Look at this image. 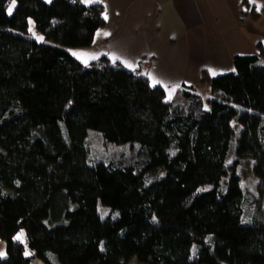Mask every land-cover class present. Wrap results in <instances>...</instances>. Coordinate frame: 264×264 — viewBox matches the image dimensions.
<instances>
[{"label": "trees", "instance_id": "trees-1", "mask_svg": "<svg viewBox=\"0 0 264 264\" xmlns=\"http://www.w3.org/2000/svg\"><path fill=\"white\" fill-rule=\"evenodd\" d=\"M9 4L0 0V264H264L263 44L236 54L233 72L201 74L207 105L194 85L169 98L120 63L75 58L106 23L102 3L17 0L11 16ZM30 19L45 41L28 36ZM90 130L116 158L90 161ZM251 160L257 196L239 173Z\"/></svg>", "mask_w": 264, "mask_h": 264}, {"label": "crops", "instance_id": "crops-1", "mask_svg": "<svg viewBox=\"0 0 264 264\" xmlns=\"http://www.w3.org/2000/svg\"><path fill=\"white\" fill-rule=\"evenodd\" d=\"M98 2L107 12L105 25L97 30L91 46L72 48L71 54L85 65L116 58L152 85L153 79L161 81L157 85L168 97L175 94L171 91L175 85H179L176 92L190 85L199 90L204 71L211 76L235 71L236 54H259L257 43L264 46L259 39L262 33L255 30L260 22L243 7L242 0ZM250 3L257 6L256 0Z\"/></svg>", "mask_w": 264, "mask_h": 264}, {"label": "rangeland", "instance_id": "rangeland-1", "mask_svg": "<svg viewBox=\"0 0 264 264\" xmlns=\"http://www.w3.org/2000/svg\"><path fill=\"white\" fill-rule=\"evenodd\" d=\"M46 2H49V0H44ZM52 0H50L51 2ZM256 9L257 7L260 8L259 11H257L256 13V17L253 15V13L251 12L250 8H248L247 10L249 11L250 15L253 17H255V20L257 19L260 23H259V26L258 28L259 29H255L254 27H252L253 29H255L257 32H261L262 33V36L259 38L260 40L263 41L264 43V0H256ZM243 7H247V6H243ZM29 21H32L33 24L30 25L29 24V27H33V31L35 32V35H33V32H30L28 30V36L38 40V41H45V38H44V35L37 30L36 26H35V23H34V20L33 19H30ZM38 37H42L43 39H38ZM51 43V42H50ZM264 47V46H263ZM108 61V60H107ZM109 63H119V62H111L109 61ZM121 64V63H120ZM138 73V71H136ZM199 87L197 90V92L202 96L204 97L205 101H206V104L208 105L209 104V101L208 99L210 98V95H209V89H208V83L207 82H200V79H199ZM172 93H177L176 91L175 92H172ZM174 94V95H175ZM173 95V96H174ZM89 138L91 140V143H92V148L89 150V159L90 161H96V160H101L103 158H107V157H115V154L114 152L115 151H119L120 149L118 148H113V147H108L106 146L101 138L99 137L98 134L95 133L94 130H90V135H89ZM253 161H243L241 162L240 164V177H241V183L243 184V186L245 187V189L247 190H251L256 196L259 194L258 193V187H257V183H258V179L257 177L255 176L254 174V171H253ZM99 212L100 214L105 217L108 215V213L110 212V209L107 208V207H104V206H99ZM21 232V231H20ZM18 232V233H20ZM24 232V231H23ZM17 233V234H18ZM22 243V242H21ZM23 244L25 245L26 247V250L25 252H28L30 253V249L28 247V242H27V238L25 236V241L23 242ZM0 251H3V252H6V242L4 239L0 238ZM30 264H46L44 263L43 261L41 260H38L37 258L36 259H33L31 261ZM127 264H142L137 257H130L128 259V262Z\"/></svg>", "mask_w": 264, "mask_h": 264}, {"label": "snow or ice", "instance_id": "snow-or-ice-1", "mask_svg": "<svg viewBox=\"0 0 264 264\" xmlns=\"http://www.w3.org/2000/svg\"><path fill=\"white\" fill-rule=\"evenodd\" d=\"M49 2H50V0H49ZM81 2L82 3H85V4H92V3H95V2H98V0H81ZM250 2H254V0H250ZM16 3H17V0H10V4H9V6L7 7V14L9 15V16H11L12 14H13V10H14V8L16 7ZM257 11H259L260 10V8L259 7H257V9H256ZM104 19L105 20H107L108 19V16H107V12H105L104 13ZM29 24L30 25H32L33 24V22L32 21H29ZM33 27H34V25H33ZM33 27H29V31L30 32H33V35H35V32L33 31ZM102 35H104V36H108V35H110V33H108V32H104V33H102ZM38 39H43L42 37H38ZM93 59H95L96 57H92ZM115 59L116 58H113V60H114V62H115ZM125 66L126 67H129V68H131L132 67V65L130 64V63H127V62H125ZM161 83V81H159V80H156V79H153V86H156L157 84H160ZM165 87H167V86H165ZM179 87V85H175L172 89H171V91H175V88H178ZM169 98H171V97H169ZM174 154V153H173ZM14 239L15 240H18V241H20V242H24L25 241V234H24V232L21 230V232L20 233H18L15 237H14ZM193 254H195V248H193ZM6 255V253L5 252H3V251H0V257H4ZM25 255L27 256V255H30V253H28V252H25Z\"/></svg>", "mask_w": 264, "mask_h": 264}]
</instances>
